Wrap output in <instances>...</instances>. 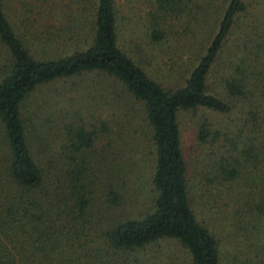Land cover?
Returning <instances> with one entry per match:
<instances>
[{
    "label": "trees",
    "instance_id": "16d2710c",
    "mask_svg": "<svg viewBox=\"0 0 264 264\" xmlns=\"http://www.w3.org/2000/svg\"><path fill=\"white\" fill-rule=\"evenodd\" d=\"M12 2L0 0V264H128L118 252L160 238L178 241L190 264H264V0H154L160 16L188 15L206 32L182 83L169 87L118 45L113 0H20L13 20ZM149 37L160 40L163 31L152 28ZM89 71L140 103L153 154L152 207L98 227L90 190L70 164L71 151L91 146L96 126L62 121L68 159L58 176L57 160L33 156L22 108L37 85ZM197 107L232 116L227 129H197L200 141H216L201 176L220 205L213 229L191 205L180 141L178 112ZM106 195L110 204L120 200L113 188Z\"/></svg>",
    "mask_w": 264,
    "mask_h": 264
},
{
    "label": "rangeland",
    "instance_id": "374dc122",
    "mask_svg": "<svg viewBox=\"0 0 264 264\" xmlns=\"http://www.w3.org/2000/svg\"><path fill=\"white\" fill-rule=\"evenodd\" d=\"M19 1L13 0L10 11L6 8L12 20L13 14H19L16 7ZM113 8L118 45L165 87L182 83L195 57L193 48L206 34L204 26L193 27L194 23L187 22L188 15L160 16L154 0H113ZM53 17L47 15L46 20L53 21ZM152 28L163 31L160 40L149 37ZM208 79L211 83L212 78ZM234 104L231 113H235L232 115L235 117L240 104ZM22 108L32 122L33 128L26 127V131L33 156L42 163L51 161V166L57 160L58 176L64 172L68 159V153L64 154L66 149L59 146L63 136L62 121L72 125L84 122L88 130L92 124L96 126L97 134L91 146L71 151L73 159L69 161L87 184L85 188L90 190L88 210L97 227L114 218L138 216L152 207L154 189L148 177L153 154L148 127L140 103L126 97L119 86L93 71L59 77L37 85L27 94ZM230 116L205 107L178 112L191 205L197 218L211 229L220 225V213L214 214L220 205L219 201L208 197L209 187L201 176L207 160L216 150V141H200L197 129L200 124L227 129L232 125ZM101 120L106 124L105 129L99 128ZM109 188L120 194L117 204L107 201ZM222 241L221 247L227 251L230 246ZM118 254L128 264H190L188 252L174 238H160Z\"/></svg>",
    "mask_w": 264,
    "mask_h": 264
}]
</instances>
